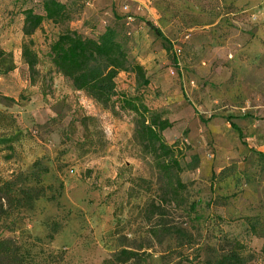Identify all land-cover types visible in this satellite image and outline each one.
<instances>
[{"label": "rangeland", "instance_id": "rangeland-1", "mask_svg": "<svg viewBox=\"0 0 264 264\" xmlns=\"http://www.w3.org/2000/svg\"><path fill=\"white\" fill-rule=\"evenodd\" d=\"M61 1L70 19L45 20L33 32L30 71L24 10L43 13L42 0H0V183L21 176L14 188L32 186L33 164L49 168L43 197L12 208L0 235L20 246L25 264H103L121 248L138 254L125 264H204L224 235L246 243L251 264H264V0ZM108 26L149 80L142 86L121 71L117 96L138 97L170 122L162 136L182 165L198 158L179 174L185 203L164 195L134 139L135 114L118 97L100 106L50 63L59 34L94 37ZM251 221L256 235L246 233ZM162 222L193 243L154 237Z\"/></svg>", "mask_w": 264, "mask_h": 264}, {"label": "trees", "instance_id": "trees-1", "mask_svg": "<svg viewBox=\"0 0 264 264\" xmlns=\"http://www.w3.org/2000/svg\"><path fill=\"white\" fill-rule=\"evenodd\" d=\"M43 13H35L31 8L24 10L23 34L28 42L22 46V57L27 63L29 70L33 71L37 64V56L30 48L31 35L40 27L45 20L55 24H62L70 19V13L66 3L61 0H42ZM151 29L158 36L161 32L152 24ZM6 53L0 49V59ZM48 57L51 65L64 78L71 82L75 90L84 92L97 104L110 107L115 104L118 93L116 90V77L121 71H132L140 85L149 83L143 67L137 63H130L124 44L119 39L118 32L114 27H106L97 36H83L76 30H67L59 34L57 39L50 45ZM11 69V68H10ZM16 103L14 98H7ZM118 103L122 109H127L135 114L134 139L141 146L144 154L148 155L154 164L165 194L176 205L185 203L183 191L186 186L182 184L179 174L187 169H194L198 165L197 156L182 162L174 145L165 142L162 132L170 126L167 119H162L156 112L149 110L138 97L122 95L118 97ZM261 159L264 153L259 152ZM49 168L42 164H33L30 180L34 185L22 186V177L16 180H6L0 183V220L7 216L12 208H31L35 199L43 197L44 188L40 186L41 177L48 173ZM257 222L251 221L247 227V234L256 235ZM58 224H51L50 230L56 233ZM154 237L161 233L174 235L179 246L191 245V235L180 227L166 228L165 224L159 223L151 231ZM264 252V248H262ZM137 252L132 249L121 248L111 259L103 264H125L136 259ZM182 257V255H180ZM253 254L245 242L239 238H228L224 235L222 244L210 251L204 260V264H251ZM0 264H25V256L20 251V246L12 238L0 235ZM173 264H183L180 259Z\"/></svg>", "mask_w": 264, "mask_h": 264}]
</instances>
